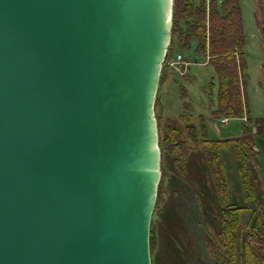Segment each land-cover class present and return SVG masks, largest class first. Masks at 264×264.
Listing matches in <instances>:
<instances>
[{
    "label": "water",
    "instance_id": "1",
    "mask_svg": "<svg viewBox=\"0 0 264 264\" xmlns=\"http://www.w3.org/2000/svg\"><path fill=\"white\" fill-rule=\"evenodd\" d=\"M173 6L0 0V264H152Z\"/></svg>",
    "mask_w": 264,
    "mask_h": 264
},
{
    "label": "trees",
    "instance_id": "2",
    "mask_svg": "<svg viewBox=\"0 0 264 264\" xmlns=\"http://www.w3.org/2000/svg\"><path fill=\"white\" fill-rule=\"evenodd\" d=\"M192 42L197 43L196 50L209 57L208 63L218 79V105L214 117L245 116L251 120L244 80L245 34L239 0H174L170 44L155 100L161 179L150 223L151 263L159 264L161 256V230L165 228V217L170 208V183L185 177L191 155L198 152L209 188L208 194L195 193L198 208L211 214V218L205 217L202 223L214 246L209 264H264V180L258 192L253 166L259 164V153L254 149L255 140L250 130L245 125L243 134L238 137H209L204 118L194 115L185 101L182 85L179 87L181 108L175 118L167 119L163 124L165 114L161 94L167 91L170 75L177 77L167 61L176 50H190ZM182 79H187L186 75ZM229 155L237 172L239 188L234 192L225 168V158ZM168 235L172 240L169 251L172 252L173 247L179 249V241L170 232Z\"/></svg>",
    "mask_w": 264,
    "mask_h": 264
},
{
    "label": "rangeland",
    "instance_id": "3",
    "mask_svg": "<svg viewBox=\"0 0 264 264\" xmlns=\"http://www.w3.org/2000/svg\"><path fill=\"white\" fill-rule=\"evenodd\" d=\"M210 0H207L209 2ZM243 31L245 33L244 52L246 69V95L249 117H228V122L220 123L213 113L217 108L218 79L207 55L196 50L197 43H191V49L180 51L188 62L185 71L187 79L170 75L167 91L161 94L164 103L163 124L175 118L182 105L180 85L184 86L186 97L193 114L204 118V128L211 138L238 137L243 134L246 125L254 136V149L258 151L259 164L253 166V177L258 192L264 180V0H239ZM217 6L221 8L220 3ZM263 28V29H262ZM205 62V63H203ZM159 86V85H158ZM158 94V89H157ZM156 94V96H157ZM184 101V99H183ZM168 166L173 169L171 164ZM225 168L231 189L238 191L237 172L234 161L225 158ZM204 167L198 152L191 155L185 177L176 178L170 183L167 217L162 228L161 256L159 264H209L212 262L214 246L208 239L203 227V219L211 218L209 211L199 209L195 193L208 194ZM209 210L210 207L208 206ZM213 227V226H212ZM211 227V229H213ZM170 232L180 243L179 249L169 247L172 240Z\"/></svg>",
    "mask_w": 264,
    "mask_h": 264
},
{
    "label": "built area",
    "instance_id": "4",
    "mask_svg": "<svg viewBox=\"0 0 264 264\" xmlns=\"http://www.w3.org/2000/svg\"><path fill=\"white\" fill-rule=\"evenodd\" d=\"M167 65L171 70L177 72L180 75L184 74L188 68V62L180 52H174L171 58L167 61ZM227 120V118L221 119L222 122H226Z\"/></svg>",
    "mask_w": 264,
    "mask_h": 264
},
{
    "label": "crops",
    "instance_id": "5",
    "mask_svg": "<svg viewBox=\"0 0 264 264\" xmlns=\"http://www.w3.org/2000/svg\"><path fill=\"white\" fill-rule=\"evenodd\" d=\"M245 34V33H244Z\"/></svg>",
    "mask_w": 264,
    "mask_h": 264
}]
</instances>
